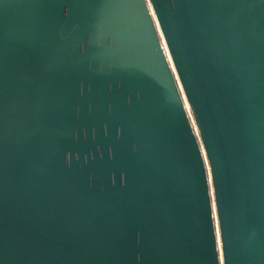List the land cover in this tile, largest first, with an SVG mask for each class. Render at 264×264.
<instances>
[{
    "label": "water",
    "instance_id": "water-1",
    "mask_svg": "<svg viewBox=\"0 0 264 264\" xmlns=\"http://www.w3.org/2000/svg\"><path fill=\"white\" fill-rule=\"evenodd\" d=\"M0 264H264V0H0Z\"/></svg>",
    "mask_w": 264,
    "mask_h": 264
},
{
    "label": "bare ground",
    "instance_id": "bare-ground-1",
    "mask_svg": "<svg viewBox=\"0 0 264 264\" xmlns=\"http://www.w3.org/2000/svg\"><path fill=\"white\" fill-rule=\"evenodd\" d=\"M186 106L191 111V106L189 105V102L188 101H186ZM214 208H215V205H214ZM217 234H218V239H219L220 246H221V249H222V245H221L222 242H221V235H220V228H219V226L217 227ZM221 256H222V253H221Z\"/></svg>",
    "mask_w": 264,
    "mask_h": 264
},
{
    "label": "rangeland",
    "instance_id": "rangeland-1",
    "mask_svg": "<svg viewBox=\"0 0 264 264\" xmlns=\"http://www.w3.org/2000/svg\"><path fill=\"white\" fill-rule=\"evenodd\" d=\"M217 227H218V225H217Z\"/></svg>",
    "mask_w": 264,
    "mask_h": 264
}]
</instances>
